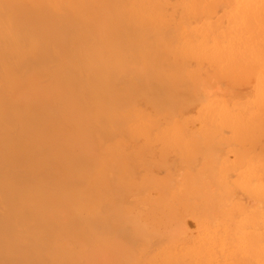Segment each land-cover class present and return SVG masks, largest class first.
Returning <instances> with one entry per match:
<instances>
[{
  "label": "bare ground",
  "instance_id": "6f19581e",
  "mask_svg": "<svg viewBox=\"0 0 264 264\" xmlns=\"http://www.w3.org/2000/svg\"><path fill=\"white\" fill-rule=\"evenodd\" d=\"M54 1L56 2L55 3L56 4L55 5V12H58V8H61V7L63 8L64 3L65 4L66 3H73L76 0H54ZM155 1L156 0H154V2H149L148 0H139V2L135 6V10L142 13L143 17L145 19L150 20L151 18H154V19H160L161 20V18L163 16L162 3L161 2H155ZM196 1H198V0H191V2L190 1L189 2L190 3L193 2L192 4H196ZM201 1L202 0H200L199 3ZM215 1L216 0H209L208 3H206V4L208 5V7H210ZM224 1H226V0H224ZM229 1H230V4L228 3ZM229 1L228 2L226 1L227 2L226 4L232 5L233 4V2L231 4L232 0H229ZM240 1H245V6H244V4H240L237 7V10L235 13L240 15V17L242 18V24H244V26L240 23L241 19L239 20L240 22L236 21V23H238V24L240 23L243 27H245L246 29H244V31L249 30V28L251 29L252 27L254 28L255 25L250 27L251 24H254V20H257L260 24H264V15H262V12L260 13V11L257 8V4L258 3L264 4V0H240ZM87 3L85 5L86 7L88 4H90V3H88V4ZM106 3H108V2H106ZM170 3H171V1H170ZM180 3L182 4L183 2L180 1ZM185 3H186V1L184 0V4ZM199 3H198V5H199ZM102 5H103V3H102ZM163 5H165V4H163ZM68 6L70 7V4ZM68 6H66V7H68ZM88 6L90 7L91 5H88ZM200 6L202 7V4ZM183 7H186V4ZM188 7H190V6H188ZM199 8L200 7L198 6V9ZM234 9H236V8H234ZM79 10L81 11V8H79ZM190 10H191V8H190ZM208 10L209 9H207V11ZM192 11H193V6H192V10L189 12V14L192 13ZM199 11H197V14H199ZM233 11H235V10H233ZM206 12L203 11L202 13H206ZM91 13H92V11H91ZM106 13H107V11H106ZM229 13H231L230 10H229ZM168 14L169 13H167V15L166 14L165 15L167 17H170V15L168 16ZM195 14H196V12H195ZM195 14H193V16ZM212 14H213V12H212ZM214 14H215V12H214ZM92 15H93V13H92ZM97 15H98V13H97ZM213 15H211V16H213ZM80 16H82V15H80ZM93 16H96V15H93ZM93 16H91V17H93ZM173 16H175V15H173ZM91 17H89L87 20H89ZM237 17H236V19H237ZM177 18H181L180 15ZM203 18H205V22H206L207 17L205 16ZM212 19H214V18H211L210 20H212ZM74 20L77 21L76 19H74ZM186 20H188V19H186ZM218 20H220V19H218ZM109 21H110V19H109ZM120 21H121V19H120ZM208 21H209V19H208ZM182 22H185V20H183ZM126 23H128V22H126ZM174 23L175 22H173L172 25H174ZM75 24L78 25L79 23L77 24V22H75ZM167 24H169V23H167ZM178 24H179V22H178ZM189 24H190V22H189ZM205 24H207V23H205ZM238 24H236V25H238ZM179 25L181 26V23ZM257 25H259V24H257ZM113 26H114V24H113ZM138 26L140 27V25H138ZM188 26H190V25H188ZM225 26L227 27V25H225ZM67 27H71L70 22L67 19L63 18L62 16H57V15L51 14L49 12V9L47 10L46 7L42 4L41 0H0V264H66V263L70 264V263H72V262H70V260H69V262L68 261L64 262L65 261L64 255L66 254L65 250H66L67 246L65 247L63 244H64V242L69 243V242L73 241L72 240L73 237L71 235L73 233L72 232L73 229L76 227L75 225L80 226L79 228H81V230L83 231L84 234L90 235V236H87L88 237L87 239H89V237L92 238V236H94V234H93L94 229L91 230V226L90 225L88 226V224H87L88 222L84 221L83 217L80 218V217H78L79 216L78 215L77 216L79 218L78 219L75 216L76 214L70 215V217L75 216L76 218L75 217L70 218L68 216V218H66V219L68 220V223H70V225L68 223L67 224L64 223V220L61 219V217L63 216V209H64V213H65V211L66 212L68 211V210H65L67 203H69V205L71 204L73 206L71 208L79 207V209H83V207H81L80 204L75 205V200L78 201L79 196H77V194L74 193L75 189H71V188L78 187V185L81 182L84 183L87 179V176H85L86 178L84 177L85 178V181H84V180H82L83 176L78 174V173H81L83 170H80L81 172L78 170L79 171L78 173L76 172V170L79 167H78V165H76L77 162H76L75 158L74 157H71V158L66 157L64 160H62L59 158L60 156H58L59 154H58L57 150H56V153L58 154V155H56L57 157L52 156L50 151L48 150V148H46V146H44L43 142L39 141L38 139H36V140L34 139L35 140L34 142H28V143H26V142L21 143V141L19 139L21 137H25L26 136L25 133L28 131L30 132L32 129H37V131H38V129L43 130L48 125H51L50 124L51 122L48 124H46V123L43 124L47 120L42 123L41 120L38 119L39 116H36V115L45 107L47 109L51 110V108H53L54 106L63 109V111L65 112V114L68 117V120L70 118L69 122L72 125L74 123H76V127L78 126V128H79L81 126V130L78 129L79 133H80V131H82V133H83V135L81 134V137L82 136L84 137L85 135L87 136L89 134V131H88V134H86L88 127H89V123H88V127H86V126H84L86 128L83 127V125L87 122H84L85 121V120H83L84 118H81V115H83L84 112L79 111V109L77 107V103L79 102V100L85 101L84 103H86L88 101L87 96H89L88 93L90 92V91L87 92L88 84H90L89 88L94 86L93 82L90 81L92 70L90 72L91 74H89L90 77L88 80V78H87V76H88L87 72L88 71H85L87 69L85 67H83L80 64V62L79 63L76 62V58H77L76 52H75L74 48L72 47V46H74V43H73V45L70 43L71 42L70 41V35L73 33L72 32L73 30L71 29V31H69V29ZM85 27H83V28H85ZM164 27H166V26H164ZM169 27H171V26H169ZM230 27H231V25H230ZM121 28L122 27L120 25L117 29L115 28V31L118 34L115 31H113V33H110L111 36L109 39H110V42L112 44H116L119 42V40L116 39V37L119 35ZM258 28H259V26H258ZM167 29L168 28H166V30L165 29H162V30H165L164 32H166ZM173 29H175V28H173ZM183 29L184 28H182V30ZM175 30H177V29H175ZM225 30H226V28H225ZM263 30H264V27H263ZM129 31H130V29H129ZM139 31H137V33L141 34V31L140 32ZM151 31H153V30L151 29ZM244 31H243V33H244ZM252 31H253V29H252ZM151 33H153V32H151ZM168 33H170V32H168ZM177 33H178V31H177ZM214 33H215V31H214ZM146 34H147V32H146ZM149 34L150 33H148L147 36H149ZM89 35H90V32H89ZM108 35H109V33H108ZM241 35H242V33H241ZM244 35H245V33H244ZM147 36H146V38H148ZM151 36H153V35L151 34ZM163 36L161 34L162 38H164ZM198 36L201 37L200 35H198ZM72 37H74V36H72ZM194 37H196V36H194ZM237 37H240V34L237 35ZM133 38H136V37L134 36ZM155 38H157V37H155ZM166 38L168 39V37H165V40H166ZM248 38H247V40H248ZM129 39H131V38L129 37ZM141 39H142V37H141ZM178 39L180 40L179 36H178ZM182 39H183V36H182L181 40ZM191 39H193V38H191ZM253 39L251 41H253ZM139 40L140 39H138L137 43L139 42ZM160 40H161V38H160ZM160 40L158 42H160ZM227 40L228 39H226V38L224 39L225 42ZM211 41H213V40H211ZM222 41H221V43H222ZM110 42H109V44H110ZM153 42H155V41H153ZM197 42H198V40H197ZM86 43L87 42H85L84 44H86ZM156 43H157V40H156ZM166 43H165L166 46L167 45L168 46L165 48V45H164V48L167 49L169 47L170 50L168 49V52H167V50H165L167 52V54L169 53V56L167 55L168 57H166L165 60L160 59L158 53H155L156 48L154 49L152 47L153 50H151L150 49L151 47L147 46V45H145V46L143 45L144 47L142 48V54L140 56L138 54H140L141 52L135 53L134 55L130 54V56H129V54L126 55V51H127L126 48H117L115 50V47H107V50H109L110 52L114 51L113 57H112L111 61L106 59V64H107L106 67L107 68H105V75L104 76L102 75L103 76V80H102L103 85H101L102 88H97L101 91L94 90V92L98 91L99 95L102 97V99H98V100H102V101H100V103L102 102V105L100 104V106L105 105L106 109H108V107L109 108L112 107V110L114 112H117V113H115L117 115H119V113H121V112L122 113L125 112V111H123L124 106L122 107V105H124L126 102H128V100L130 98L131 99L129 100L128 103H129V106L131 104V107H130L131 109H133L132 105L134 103H132V102H135L134 100H136L135 99L136 97L137 98L138 97L144 98L145 101L147 100V103H149V104L151 103V105L153 106V108H151V110H153V111L149 110L151 113L148 112L149 113L148 114L146 112V110L144 109L145 106L143 105L144 106L143 109L145 112L142 110L138 111L137 115L140 118V121H139L138 125L131 128L130 133L132 134L133 137L137 136L139 138V136H141V138H139L138 140H141V139L143 140V138H145L144 141H141V142H143V144H145V147L148 145V143H144L146 140H147L146 142H149V143H151L150 141H152V140H156L157 143L161 142V146L158 149V152L155 149L151 150L153 148L151 146L152 148L150 150L152 152L150 151L151 152L150 154L152 157L150 156V159H152L154 157V154H156V153L158 154L160 152V154H161L165 150H170L169 152H171L172 151L171 149H173V150H175L173 152L174 153L177 152L178 154H176V155L177 156L179 155L178 159H180V161H181L180 163L182 165V166L179 165L180 168L183 166H185L187 168V171H186L185 168L183 167V169L185 170L184 173H183L182 168H181L182 172L178 171L181 173V174L178 173V175L180 174L178 177H175L174 174L172 173L173 168H171V169L169 168L170 170H172L170 173L168 172L171 175H168L167 177L165 176L166 180H164V184H162L161 189H160V186L156 189L158 192V193L156 192L157 197H159V198H160L161 194H163V192L170 191V193L169 192L168 193H169V196L171 195V198L167 202V206H166L167 210H169L170 212L172 211V213L178 214V213L182 212L183 210L188 209V211L196 213L194 211L196 209L194 206H192V204H194V203L196 204V202L199 200L202 202V204H203V201H205V200L207 202V205H204V206L201 205V207L199 208V211L197 212V216L195 215V218L197 217V220H198V223H197L198 225L199 224L201 225L205 220H208V222L206 223L207 224L206 230H204L205 233H203L202 237L198 239L199 241L198 242L196 241L197 243L196 242L193 243L194 244L193 246L186 245V244H181L178 246H175V245L170 246L173 249H171L170 251L167 250L166 251L167 254H164L162 258L164 259L165 257L170 256L171 254L174 253L171 251H175V253L180 252L183 258H185V257H187V259L190 258L191 260L187 261V262H190L191 264H193V262H194V264H264V209L259 207V206H253L251 208H249V207L246 208V207L242 206L243 205L242 203H241L242 204L241 205L240 202L234 201V200H236V198H235V194H237L236 191L239 189L241 191V189H242V191H244V192L248 191L249 196L251 195L252 196L251 198H253L254 200L256 199V201H257V199H258L259 205H261V204L264 205V163L263 164L257 163V160H258L256 158L257 155L254 157L252 155V152H251V148L254 146L253 143L254 144L256 143V136L254 135V133H256L257 130L260 131V129H261L260 120L263 118L260 115H261L262 111L260 112L259 111L260 109L259 110H257V109L260 107L258 105L262 100H260V102L257 101L258 107L256 108V110L252 108V106H255V104H256V100H255V102L251 101L248 105L246 104L247 106H249L247 108L248 110H246L244 112L241 110L242 111V113H241V111H239V109L237 108V105L232 106L229 103V101L227 99L223 98L222 96L217 98V97H214V95H212L213 97L206 95L205 101L202 102L204 104L203 110L201 112L197 111V113H196V115L197 114L201 115L200 119H199V116L197 118L196 117H193V118L188 117L187 118V116H186L187 109L186 108H187V106H189L190 104H192L196 100L195 96H194L195 88L198 90L199 87L201 88V86H205L206 85L205 83H208V81L205 82V78L201 79V77L204 75L201 74V71L196 70L197 68L200 67L199 65H201V64L198 65L199 67H197V66H196V68L192 67L195 70L189 72L191 80L192 79H193V81L195 80L194 83H196V85L192 83V85H194L195 88L192 87L191 85H188L185 82L186 78L184 80L183 76H181V72H179V71H181V69L184 66V61L186 60V62H187V57L189 56V54H190L189 57H193V55H194V52L192 51V45L194 46V43L192 41H190V42L188 41L187 44L180 42L181 44L179 43L177 45L178 47H176V43H175V45L171 44V46L173 45L174 47L169 46L170 42H169V44H168V42H166ZM209 43L210 42L208 41V44ZM144 44H145V42H144ZM147 44L149 45L150 43H147ZM248 44H249L248 47H247V45H244V46H246L245 48H243L242 46H239V47H241V48H239V50L241 52V58H243L245 60L236 61V62L231 61V62H233V64L231 65L232 66L231 69L236 71L235 73H237L238 67L240 68L239 65L244 64V66H245V64H247V63H250V65H251V63H252V62H250L251 59H248V58H251L253 56V54L256 53V52H254L255 49L260 51L262 46H264V45H262L263 43H261L260 46L257 43H251L250 42ZM90 45L91 44H88V46H90ZM77 46L79 47L80 45H77ZM161 46H163V45L161 44ZM218 46H219V50H220L219 56H221V58L223 60L228 59L229 58L228 56H230V54H229L230 49H231L230 46L229 47H223L219 43H218V45H216V47H218ZM85 47H84V50L85 49L88 50V48L87 47L85 48ZM100 47L102 48V46H100ZM148 47H150V48H148ZM81 48L83 49V46L80 47V50H81ZM164 48L160 49V50H164ZM250 49H253V51H251ZM84 50H82V51L84 52ZM136 50H138V49H136ZM263 50H264V48H263ZM88 51H86V52L88 53ZM153 51H155V52H153ZM81 52H80V54H83ZM104 52H106V51H104ZM192 52H193V55L191 56ZM211 53H212V51H211ZM237 53L239 54V52H237ZM85 55H87V54H85ZM89 56H90V54H89ZM91 57L93 58L92 54H91ZM114 57H117L118 60H114L113 59ZM205 57H203V60ZM96 58L97 57H95L94 59H96ZM87 59H88V55H87ZM246 59H248L247 62H246ZM195 60H196V58H195ZM259 60H260V58H259ZM188 61H189V59H188ZM209 61H210V64H211V62H212V64L214 62V60L212 59V61H211L210 58H209ZM256 61H254V62H256ZM263 61H264V59H263ZM200 62H201V60H200ZM218 62H222L221 59H220V61L214 62V64L215 63L217 64ZM198 63H199V61H198ZM227 64H229V63L227 62ZM252 64H254V63H252ZM219 65H221V64H219ZM207 66H208V64H207ZM236 66H238L237 69L235 68ZM187 67H188V65H187ZM219 67L220 66H218V69H219ZM245 67H243V70L246 69L245 72L247 73V67L246 68ZM192 68L190 67L189 69L191 70ZM233 68H235V69H233ZM205 69L208 70V68L204 67V71L206 73L207 71ZM213 69H214V67H213ZM218 69L216 67V70H218ZM186 70H188V69H186ZM209 70L211 71L212 69L210 68ZM216 70H215V73H216ZM225 70L226 69H224V71ZM249 70H248V72L252 71L253 69H251L250 71ZM224 71H223V67H222L223 74H225ZM240 71H242V70H240ZM186 72L188 73V71H186ZM245 72H244V75L246 76ZM77 73H80L81 76H84V80H82L83 81V88L80 87V88H82V94L80 93L81 96H78L76 94L77 90L74 87L75 85L73 86V84H75L74 83L75 80L73 81V84L71 83L72 82V80H71L72 75L77 74ZM229 73H232V75L234 74L233 72H229ZM209 74L211 76V73H209ZM220 74H222V73H220ZM223 74L221 75L222 77H223ZM255 74H254V77L251 78L254 81H255ZM97 75H99V74H97ZM186 75H188V74H186ZM213 75H215V74H213ZM247 75L249 77L248 73H247ZM206 76H209V75H206ZM228 76H229V74H228ZM213 77H211V78H213ZM219 77H220V75H219ZM242 77H243V75H242ZM262 77L263 78L260 80L261 82H260L259 88H257V89H259V94H261V98L264 99V75ZM246 78H247V76H246ZM214 79L218 80L217 77ZM239 79H241V75H240ZM70 80H71V82H70ZM200 80H203V81H200ZM210 80H212V79H210ZM79 81H81V80H78V82ZM238 81H240V80L237 79V83H238ZM200 82H202L204 84L201 85ZM234 82H236V80ZM77 84H82V83H77ZM209 86H206V87H209ZM78 90H80V89H78ZM204 90H202V91H204ZM254 90L256 91L255 88H254ZM92 92H93V90H92ZM198 92H200V91H198ZM207 93H208V91H207ZM254 93H256V92H254ZM196 94H197V92H196ZM208 94H210V93H208ZM259 94H257V95H259ZM227 95H228V93H227ZM243 95H245V94H243ZM37 96L40 97L41 99L45 100L43 102L45 105L44 108H43L44 105L34 106V103L38 102V100H39L37 98ZM125 96L129 99L125 98ZM250 96L251 95H249V97ZM253 96H255V94ZM203 97H204V95H203ZM34 98H37V100L35 99L36 102L34 101ZM196 98H198V97H196ZM251 98H254V97H251ZM261 98L259 97V99H261ZM90 99H92V98L90 97L89 100ZM247 99H248V97H247ZM137 100L139 101V99H137ZM137 100L135 103L138 102ZM142 100L140 99V101H142ZM32 102H34V103H32ZM143 102H144V100H143ZM96 103H98V102L96 101ZM96 103H94V104H96ZM202 103H200V104H202ZM262 103L263 102H261V104ZM140 104H141V102H140ZM179 104H180L179 109H180V114H181V116H179V117H181V120L183 119L184 125L179 126L180 128L173 127L174 125H172V122H175V120H174L175 117H173V115L171 113L164 120L166 124L164 123V125H161L162 124L161 119L163 117L161 114L162 113L164 114V112L167 113L175 105H179ZM93 106L95 107V109H96V107L99 108V105L98 106L93 105ZM147 106H146V108L149 109ZM94 107H93V109H94ZM126 107H127V105L125 106V108ZM134 107H137V105L135 104ZM141 107H142V104H141ZM120 108L123 110H121ZM119 109L121 110V112H119ZM130 110H129V112H130ZM127 112L128 111L126 110V113ZM40 113H42V111ZM190 113H192V112H190ZM123 114H121V115H123ZM121 115H119L120 117L118 116L119 118L116 121L112 122L111 124H112V126L116 125V127L114 126V128H115L114 132H116V133L120 132L123 135L125 133V131H124V133H122V131H120V130L122 129L121 125H123V123L126 124V121H125L126 119H124V117H123L124 115L122 117H121ZM177 115H178V113H177ZM59 116H60V114H59ZM83 116H85V115H83ZM100 116H102V115H100ZM75 118H77V119L74 122ZM79 119L83 123L80 122ZM85 119L87 120L86 117H85ZM135 119L136 118H135V114H134V120ZM92 120L95 122V119H92ZM77 123H78V125H77ZM133 123L134 122H132V124ZM178 124H179V122H178ZM63 126L64 125H62V127ZM129 126H131V125H129ZM65 127L66 126H64V128ZM93 127H94V125H93ZM108 127H110V126H108ZM126 127H127V125H126ZM227 127L230 128L232 133L230 134L231 136L228 135L230 137L227 138L225 136L226 137L225 138L224 135H222L223 132L221 133V131L223 128L227 129ZM57 128H59V127H57ZM64 128H62V129H64ZM124 128H125V126H124ZM90 129H92V127H90ZM262 129L264 130V127ZM55 130H56V128L54 129V131ZM84 131H86V132H84ZM126 131H127L126 134L130 135V133H128L129 128ZM91 132L93 133V131H91ZM261 132H260V135H261ZM116 133L113 136H116V135L118 136V134H116ZM94 134H95V132H94ZM126 134H124V138L127 136ZM170 134L171 135L173 134L174 136L178 137L177 138L178 140H175L174 136H173L174 138L173 137L171 138ZM89 135H91V134H89ZM168 135L171 139L168 138ZM37 136H38V134H37ZM58 136H57V139H58ZM254 136H255V138H254ZM27 137H29V136H27ZM65 137H66V135H65ZM258 137L260 138V136H258ZM77 138H79V136ZM90 138L91 137H89L88 139H86V138L85 139L87 141L88 140L91 141L92 138L91 139ZM127 138H128V136H127ZM54 139L56 140V138H54ZM81 139H83V138L77 139V141L79 143L76 142V140L73 141L76 148L82 147L84 145L83 143L86 142L85 140H83L84 141L83 143L80 142ZM172 139H174L176 142L171 141ZM121 140H122V138L120 137L119 142ZM133 140H135V138ZM133 140H132L133 143H128V144L132 145V144H135L134 142H136V143L139 142V141H133ZM247 141H248V143H247L248 148L245 145L246 144L245 142H247ZM57 142H58V140H57ZM125 142H127V141H125ZM129 142H131V138H130ZM77 143L78 144L82 143V146H81V144L79 146H77L78 145ZM53 144L54 143H52L51 145H53ZM93 144H94V146H97L94 142L91 143V147L90 146L85 147V145H84L82 147V148H84L83 149L84 152H85V148H89L90 150H93V149H91V148H93L92 147ZM143 144H141L142 145L141 147H143ZM74 145H72V146H74ZM88 145H90V144L88 143ZM123 145H124L123 143H120L119 148H117V150H113L114 156L116 155V152H118V151H121V152L125 151L124 150L125 147ZM240 145H245V147H242ZM59 146H60V143H59ZM104 146H103V148H104ZM125 146H127V144ZM136 146L138 147V145L135 144V148H136ZM223 146H226L225 150L227 149L226 152H224V154L222 153L223 152V150H222ZM48 147H50V146H48ZM54 147H56V149H57L58 146H54ZM54 147H53V149H54ZM158 147L159 146H157V148ZM256 147H258V145ZM96 148L94 150H96ZM135 148H133V149H135ZM49 149H51V148H49ZM140 149H143V148H140ZM252 149H254V148H252ZM52 150H51V152H52ZM261 150H264V149H260L259 151L261 152ZM89 151H88V154H90L91 156L90 155L88 156V154L86 152H85L86 154H84L83 152L81 154L84 155V158L88 159V157H89V159H91V158L95 159L94 155H93L94 151H93V154H92V152L90 153ZM108 151H106V153ZM140 151L138 152L139 156L135 152L136 156H133V158L137 157V156L138 157L141 156V158H142L144 153L142 155H140ZM143 151L145 152V149ZM79 152H80V150H79ZM169 152H167V153L170 154ZM67 153L69 154V151ZM113 153H111V154L113 155ZM254 153L255 152H253V154ZM261 153H263V151ZM45 154H48V157H45ZM70 154L73 155V153H70ZM117 154H119V153H117ZM129 154L130 155L133 154V153L131 154V150H130ZM160 154H158L157 158H159ZM200 154H202V156H204V159L202 161V167L200 169L196 170L195 172L194 171H188V169L190 167L194 166V161L196 160V156H198ZM92 155H93V157H92ZM119 155H122V154H119ZM130 155H129V157H126L127 155L125 157L128 159V158H130ZM102 156H104V155H102ZM123 156H124V154L121 157H123ZM111 157H113V156H111ZM145 157L143 156V158L146 159V160L144 159V161L147 162V157H149V156L145 155ZM261 157H263V156H261ZM56 158H59L60 160H57ZM124 158H121V159H124ZM137 158L135 159L136 161H137ZM157 158L155 157V160H154V161H156L155 163H157V160H156ZM76 159H77V157H76ZM150 159H148V162L149 161H151V162H149V163L147 162L145 164V167L147 164H148L147 166H149L150 163H151L150 166H152V167L154 166L152 164L153 161ZM107 160H109V159H107ZM125 160H124V165H125V162L127 161V160L126 161ZM129 160L130 159H128V162H129ZM135 160H133L134 161L133 164H137V163H135L136 162ZM160 160L162 161V158H160ZM111 161H113V160H110V163H111ZM140 161H142V159ZM198 161L199 160L197 159V162ZM131 162H132V160H131ZM115 163H116V161L114 162V164ZM72 164H74L77 167H75L74 165L72 167ZM117 165H119V163H117ZM117 165H116V168L118 167ZM130 165H131V163H130ZM139 165H141V164L139 163ZM109 166L110 165L107 162L104 166V169L107 171V168L109 169ZM168 166L170 167V165H168ZM168 166H167V168H168ZM80 167H82V166H80ZM136 167H138V165ZM156 167H157V165H156ZM196 167H198V166H196ZM132 169L129 168L128 171H130ZM152 169L154 170V168H152ZM195 169L196 168H194V170ZM85 170L86 169H84V171ZM123 170H125V169L123 168ZM111 171H110V173H112ZM128 171H127L126 175H128ZM132 171H133V173H135L134 170H132ZM231 171H233V173L236 172L237 178L235 180L231 179V177H230V174L232 173ZM121 172H122V170H121ZM126 175L124 176L125 179H126ZM114 176H116V175L114 174ZM118 176H119V174L117 175V177ZM56 177L57 178L60 177L62 182H64L66 184L67 190H65L63 197H62L63 193H62V195L60 194L61 197H55L56 194L59 195L58 192L61 193V191L63 190V187L56 182V179H57ZM110 177H112V176H110ZM155 178H157V176ZM155 178H154V180H155ZM106 179H108V178H106ZM131 179H133V178L131 177L130 180ZM101 180H102V178H101ZM99 182L97 181L96 183H99ZM89 183L91 184V181ZM104 183H105V181H104ZM114 183H115V181H114ZM114 183L112 182V184H114ZM152 183H154V182H152ZM102 184H103V182H102ZM102 184H100V186L103 188ZM82 185H84V184H81L80 188L83 187ZM99 187L97 186L98 189H99ZM108 189H109V187H108ZM134 190L129 191V192H135L136 190L135 191ZM99 191L102 192V190H100V189H99ZM103 191H104V188H103ZM124 191H126V190H124ZM109 192L106 194H109ZM166 196H168L167 193H166ZM253 196H255V198ZM107 197H108V195H107ZM103 198L107 199L105 197H103ZM140 198H141V196H140ZM142 198H143V196H142ZM159 198L154 201L156 206L159 205ZM125 199H127V197ZM133 200L128 201V202H133ZM193 200L194 201L196 200V202H194V203L191 202ZM109 201H111V200L109 199ZM103 202H107V201L104 200ZM140 202H142V201H140ZM260 202H262V203H260ZM107 203H104L106 206L102 204L103 205L102 208H101V205H100V207L97 206V207L101 208L100 211L102 210V213H104V211H107L106 210L108 207ZM109 203H111V202H109ZM142 203H140V204H142ZM99 204H101V203H99ZM131 204H133V203H131ZM134 204H135V202H134ZM134 204H133V206H134ZM136 204H138V203H136ZM155 204H154V206H155ZM133 206H131V207H133ZM137 206L135 205L136 208L141 207V205H137ZM142 206L146 207L145 205H142ZM109 207H111V204H109ZM112 207H113V205H112ZM112 207L109 208V212L115 210ZM159 207L160 206L154 207V208L159 209ZM262 207H264V206H262ZM68 208H66V209H68ZM111 209H113V210H111ZM139 209L136 210V213H138L137 215L140 216L141 215L140 213L143 210L140 209L141 210L140 211ZM160 209H161V207H160ZM163 209H165V208H163ZM191 209H194V210L191 211ZM87 210H88V208H87ZM91 211H93V210H91ZM137 211H139L140 213ZM154 211H158V210L154 209ZM87 212H85V213H87ZM67 213H65V217H66ZM72 213H74V211ZM95 213H96V211L94 212V214ZM163 213H164V211H163ZM188 213L186 215H188ZM115 214L117 215L116 212H115ZM135 214H134V216H135ZM177 214L175 216H177ZM181 214L183 215V213H181ZM128 215L130 216V214H128ZM126 217L127 218L125 220H127V221L130 220V218L128 216H126ZM147 217L149 219L148 218H146V219H148V221H150V222L152 221V223H153V221H155V220L158 221V219H160L158 212H149ZM172 217H174V216H172ZM63 218H64V216H63ZM131 218H132V216H131ZM134 218H137L136 220H138L137 224H135V221L132 218L135 226L139 224V226H137V227L139 228V230L141 232H143V235H144L143 229L145 227H143V226H144L146 220H145V222H142L143 223L142 224V223H138L139 217L135 216ZM166 218H167V213H166ZM189 218L190 217L188 216L187 219H189ZM132 219L130 221H132ZM88 220H89V218H88ZM168 220H171V218ZM168 220H167V222H168ZM160 221H161V219H160ZM162 221L164 222V220H162ZM187 221H190V220H186L185 222H187ZM169 222L171 224V221H169ZM188 223H190V222H188ZM59 224H62V225L64 224V225L60 226V228H59V226H58ZM72 224L75 227H72ZM89 224H91V223L89 222ZM131 224H132V222H131ZM134 224H132V225H134ZM140 224H142V225H140ZM146 224H150V223H146ZM157 224H158V222L156 223V225ZM195 224H196V222H195ZM157 226H160V225H157ZM165 226H167V225H165ZM178 226H176V227L178 228ZM55 227H58L59 229L56 231ZM185 227H187V223H186ZM79 228L76 227L75 228L76 230L75 229L74 230L77 231V230H79ZM135 228L133 227V229H135ZM75 231H74V233H75ZM162 231L165 232L161 228V232ZM178 231L179 230H177V232ZM146 232H149V231H146ZM90 233H92V234H90ZM114 234L115 233L113 232L111 234V236H113ZM151 234H149L150 237H151ZM167 234H169V232ZM170 234H172V233H170ZM106 235L104 236L105 238H106ZM135 235H137V233ZM140 235H141V233H140ZM161 235H163V241H165L166 240L165 238L168 237V235L164 236L163 233L159 234L160 237H161ZM165 235H166V233H165ZM76 236H77V233H76ZM76 236H75V240H74V241H76L75 243H77V241L81 242V238L79 240H76V239H78V238H76ZM98 236H99V234H98ZM104 237L102 240L105 241ZM113 237L109 236V238L112 240H113ZM143 237H146V236H143ZM109 238L107 237V239H109ZM156 238L157 237L155 236L154 239H156ZM161 238H160V240H161ZM168 238H170V237H168ZM93 239H94V237H93ZM89 240H91V239H89ZM94 240L98 241L97 238ZM151 240L153 241V238ZM74 241H73V243H74ZM110 241L111 240H109V242ZM156 241H158V240L156 239L155 242ZM80 242H78V243H80ZM83 242H84V240H83ZM93 242H95V241H93ZM99 242H101V240ZM114 242L112 243V241H111V245L107 244L108 248H109L108 252L109 251L111 253L115 252L114 255H112L113 253L110 254L111 257L117 256L116 258H117V260H119L120 263H123L120 261V259L126 260V258L128 257L127 258V260H128L130 254L132 257V258L130 257L131 259L135 258V252L134 251L135 250L137 251L136 248H139L138 246L136 248H134L135 249L134 250L133 248L128 249L127 246L125 245V247H126V249H125V247L122 244H120V243L114 244ZM61 243H63V244H61ZM73 243H72V245H73ZM102 244L103 243L100 244V247ZM113 244H114V246H113L114 251L110 250L112 248ZM103 245L105 246V244H103ZM97 246L98 245H96L95 248H98V249H95V250H98V253L99 252H101V253L105 252L107 254V251H105L106 249L103 248V246L101 248H103L105 250H102V251H101V249L99 250V247H97ZM150 246H152L151 248L155 252L157 245L155 247L154 244L153 245L148 244V247H150ZM153 246L155 247V249ZM93 247H94V243H93ZM143 247H144V245H143ZM127 249H128V251H127ZM148 249L150 250V248H148ZM84 250H86V249L84 248ZM84 250H82V251H84ZM149 250L147 252H149ZM91 252H93V251H91ZM129 252H130V254H128ZM84 253H86V252L84 251ZM87 254H91V253H87ZM137 254H139V252ZM72 256H75V255H72ZM72 256L70 254L68 258H72ZM82 256H80V257L82 258ZM89 257L91 258V255ZM106 257L108 258V256H106ZM81 258H80L81 262H82V260H84L83 262H88L87 261L88 258L86 261H85L86 258L82 259V260H81ZM92 258H95V257L92 256ZM102 258H101V261L107 260L106 263H108L107 258L106 259H105V257H104V259H102ZM112 258H110V260H111L110 263H113V262L115 263L116 262V260H114L115 258L114 259H112ZM131 259H129L127 261V262H129V264H130ZM94 260L95 259L92 260V264H97L98 262L100 264V261H98V260L94 261ZM112 260H113V262H112ZM166 260H167L166 264H167V262H170V261H168V259H166ZM74 262H76V261H74ZM119 262H117V263L120 264ZM77 263L79 264L80 262L78 261ZM77 263H75V264H77ZM106 263H103V264H106ZM171 263H173V262H171ZM83 264H88V263H83ZM101 264H102V262H101ZM132 264H133V262H132Z\"/></svg>",
  "mask_w": 264,
  "mask_h": 264
},
{
  "label": "rangeland",
  "instance_id": "374dc122",
  "mask_svg": "<svg viewBox=\"0 0 264 264\" xmlns=\"http://www.w3.org/2000/svg\"><path fill=\"white\" fill-rule=\"evenodd\" d=\"M42 1V4L46 7V9L48 10L49 9V12L51 13V14H53V15H57V16H62L63 18H65V19H67L69 22H70V24H71V27H67L68 29H69V31H71V29L73 30L72 32V36H74V37H72L71 35H70V43L73 45V43H74V46H72L73 48H74V50H75V52H76V56H77V58H76V62H80V64L83 66V67H85L87 70H85V71H88L87 72V74H88V76H87V78H88V80H89V77H90V75L89 74H91L90 72H91V70H92V74H91V78H90V81L91 82H93V87H91V88H89V85L90 84H88V90H87V92H89L88 93V95L89 96H87V100L89 101H87L86 103H84L85 101H83V100H79V102L77 103V107H78V109H79V111H82V112H84V114L83 115H85V116H83V115H81V118H84L83 120H85L84 122H87V123H85L84 125H83V127L84 126H86V127H88V123H89V127H88V130H87V133L86 134H88V131H89V134H91V135H85L84 137L82 136L81 137V134L83 135V133H82V131H80V133H79V131H78V129L79 130H81V126L78 128V126L76 127V123H74L73 125L69 122V120H70V118H69V120H68V117H67V115L65 114V112L63 111V109L62 108H59V107H53V108H51V110H49V109H47L46 107H45V105H44V99H41L40 97H38L37 96V98L39 99L38 100V102H36L35 101V99L37 100V98H34V101L36 102V103H34V102H32V103H34V106H36V105H44L43 106V108L44 109H42L41 111H42V113H37V115L36 116H39V120H41V122L43 123L44 121H46V122H44L43 124H48V123H50L51 125H48L47 127H45L43 130H39L38 129V131H37V129H32L30 132L28 131V132H26L25 133V137H21V138H19L20 139V141H21V143L22 142H26V143H28V142H34L36 139H38L39 141H42L43 142V144H44V146H46V148H48V150L50 151V153H51V155L52 156H56V155H58V156H60L59 158L60 159H62V160H64L66 157H68V158H71V157H74L75 158V160H76V165H78V169L76 170V172L78 173L80 170H83L84 171V169H86L84 172L82 171H80L81 173H78L79 175H82L83 177H82V180H84L85 181V176H87V179H86V181L84 182V183H80L79 185H78V187H76V188H71V189H75L74 190V193H76L77 194V196H79V198H78V201H76L75 200V205L76 204H80L81 205V207H83V209H79V207H75V208H71V207H73L71 204V206L69 205V203H67V205H66V207H65V210H68L67 212L65 211V213H67V215H66V217H65V213H64V209H63V216H64V218L66 219V218H68V216L70 217V215H75L76 217L78 216V217H80V218H82L83 217V220L84 221H86V222H88L87 224H88V226L90 225L91 226V230L92 229H94L93 230V234H94V236H92V238H90L89 237V239H91V240H89V239H87L88 237L87 236H90V235H86V234H84L83 233V231L81 230V228H79L80 226H77V225H75L77 228H79V230H77V231H75L76 229V227L72 224V227H75L74 229H73V233H72V240L74 241L75 240V236H76V233H77V236H76V238H78V239H76V240H79L80 238H81V242L80 241H77V243H75L76 241H74V243H73V241H71V242H69V243H65L64 242V244L63 243H61V244H63L65 247H66V250H65V255H64V262H66V261H68L69 262V260H70V262H72V263H70V264H75V263H77L78 261L80 262L79 264H83V263H88V264H92V260L93 259H95L94 261H100V264H101V262H102V264L103 263H106V261L107 260H105V261H101V258L102 259H104V257H105V259L107 258L106 256H108V263H106V264H118L117 262H119V260H117V256H115V257H111V255L110 254H112V255H114L115 254V252H108V250H109V248H108V245H111V241H112V243L114 242V244H122L124 247H125V245L127 246V248L128 249H134V248H136L137 246L140 248H136L137 249V251L135 250L134 252H135V258H133V259H131L132 257H131V254H130V252L128 253V254H130L129 255V259H131V261H130V264H132V262H133V264L135 263V264H166V259H168V261H170V262H167V264H191L190 262H187V261H190L191 259L190 258H188L187 259V257H185V258H183L182 257V255H181V253L180 252H178V253H175V251H171V252H174L173 254H171L170 256H167V257H165L164 259L162 258L163 257V255L164 254H167L166 253V251L167 250H171V249H173V248H171L170 246H173V245H175V246H178V245H181V244H186V245H190V246H193L194 244L193 243H195L196 241L198 242L199 240V238H201L202 237V234L203 233H205L204 232V230H206V226H207V222H208V220H205L201 225L199 224H197L198 223V220H197V217L195 218V215L197 216V212L199 211V208L201 207V205L202 206H204V205H207V202H206V200L205 201H203V204H202V202L199 200V201H197L196 202V200L194 201H191V202H196V204L194 203V204H192V206H194L195 207V209L196 210H194V209H191V211H195L196 213H194V212H190V211H188V209H185V210H183L182 212H180V213H172V211L170 212L169 210H167L166 209V206H167V202H168V200L171 198V195L169 196V193H170V191H165V192H163V194H161V196H160V198L159 197H157V188L160 186V189L162 188V184H164V180H166V178H165V176L167 177L168 175H171V174H169L172 170V173L174 174V176L175 177H178L181 173L180 172H182L183 171V173L185 172V170L187 171V168L185 167V166H183L184 168H185V170L183 169V167H181L182 168V171H181V168H180V166H182L181 165V161H180V159H178V157H179V155L177 156L176 154H178L177 152H173V151H175V150H173V149H171L172 151V153L171 152H169L170 150H165L164 152H162L161 154H160V152L158 153V154H160V156H159V158H157L158 157V154L156 155V154H154V159L152 158V159H150V156H151V150H156L157 152H158V149L160 148V146H161V142L159 143H157V141L156 140H152V141H150L151 143H149V142H144V143H148V145L145 147V144H143V142H141V141H144L145 140V138H143V140L141 139V140H138L139 138H141V136H139V138L136 136V137H133L132 136V134L130 133V130H131V128L132 127H134V126H136V125H138V123H139V121H140V118L138 117V115H137V113H138V111L139 110H142V111H144V109L146 110V112L148 113V112H150L149 110H151V108H153V106L151 105V103L149 104V103H147V100L145 101V99L144 98H140V97H136L135 99L137 100V99H139V101H140V99L142 100H144V102H143V100L142 101H140L141 102V104H142V107H141V104H140V102L138 101L137 103H135L136 102V100H134L135 102H132V103H134L133 105H132V108L133 109H131L130 107H131V104H130V106H129V100L131 99H129V98H127L126 96H125V98H127V99H129L128 100V102H126L124 105H122V107L124 108V110L123 109H121V110H123V111H125V112H121V110L119 109V112H121V113H119V115H121V114H123V115H121V117L123 116L124 117V119H126L125 121H126V124L125 123H123V125H121V127H122V129L120 130V131H122V133H124V131H125V133L124 134H126V130H128V128H129V131H128V133H130V135L129 134H126L127 136H128V138H127V136L124 138V134L122 135L120 132L119 133H116V132H114V130H115V128H114V126L116 127V125H113L112 126V122H114V121H116L120 116L119 115H117V114H115V113H117V112H114L113 110H112V107L111 108H109L108 107V109H106V107H105V105L104 106H100V104L102 105V102L100 103V101H102V100H98V99H102V97L99 95V92L98 91H101V90H99V89H97V88H102V86L101 85H103V76L105 75V68H107L106 66H107V64H106V59L107 60H112V57H113V52L114 51H109V50H107V47H115V50L117 49V48H126L127 49V51H126V55L127 54H129V56H130V54H135V53H139V52H141L140 54H138L139 56L142 54V48L145 46V45H147V46H150V47H148V48H150L151 50H153V48L156 50V52L155 51H153V52H155V53H158V55H159V57H160V59H164L165 60V58L166 57H168L169 56V53L167 54V52H168V49L170 50V48L168 47L167 49H165L167 46H166V42H168V44H169V42H170V47H174L173 45H175V43H176V47H178L177 45L181 42V43H184V44H187V42L189 41H192L193 43H194V46L192 45V51L194 52V55H193V52H192V54H191V56L193 55V57H189L190 56V54H189V56L187 57V62H186V60L184 61V66H183V68L181 69V71H179V72H181V76H183V78H184V80H185V78H186V80H185V82L188 84V85H191L192 87H194V85H192V83L193 84H195L196 85V83H194L195 82V80L193 81V79L191 80V77H190V75H189V72H191V71H193V70H195L194 68H196V66L197 67H199V68H197L196 70H198V71H201V74H203L204 76H202L201 77V79L203 78H205V82L206 81H208V83H205L206 85L205 86H201V88L199 87L198 88V90L195 88V91H194V96H195V101L192 103V104H190L189 106H187V114H186V116H187V118L189 117H198L199 116V119H200V116L201 115H196V113H197V111L199 112H201L202 110H203V106H204V104L202 103V102H204L205 101V97H206V95H208V96H211V97H213L212 95H214V97H220V96H222L223 98H225V99H227L228 101H229V103L232 105V106H236L237 105V108L239 109V111H246V110H248L247 108L249 107V106H247L251 101L253 102H255V100H256V104H255V106H252V108L253 109H255L256 110V108L258 107V106H260L257 110H259L260 112L262 111V113H261V117L263 118V119H261L260 120V127H261V129H260V131L259 130H257V132L256 133H254V135L256 136V143L254 144L253 143V147L252 148H254V149H252L251 148V152H252V155L255 157L256 155H257V163H264V150H261V152L263 151V153H261L259 150L260 149H264V130L262 129L263 127H264V99L263 98H261V94H259V89H257V88H259V85H260V80L263 78L262 76L264 75V61H263V59H264V50H263V48H264V46H262V48H261V50L260 51H258L257 49H255V51L254 52H256L255 54H253V56L251 57V58H248V59H251L250 60V62H252V63H254V64H252L251 63V65H250V63H247V64H245V66L247 67V73L249 74V77H248V75H247V73L245 72L246 71V67L244 66V64L242 65H239L240 66V68L238 67V66H236L235 68L237 69V67H238V69H237V73H235L236 71H234V70H232L231 69V65L233 64V62H236V61H243V60H245V59H243V58H241V52H240V50H239V48H241V47H239V46H242L243 48H245L246 46H244V45H247V47H248V43H257V44H259V46L261 45V43H263L262 45H264V30H263V27H264V24H260L257 20H254V24H251V26L250 27H252V26H254V28L252 27L251 29L249 28V30H246V31H244V29H246L245 27H243L244 26V24H242V18L240 17V15H238V14H236L235 12H236V10H237V7L240 5V4H244V6H245V1H240V0H232L231 1V4H232V2H233V4L232 5H228V4H226L229 0H226V1H224V0H216L210 7H208V5L206 4V3H208V1L207 0H202L200 3L202 4V7L200 6L201 4L199 3V1L200 0H198V1H196V4H192V3H190L191 2V0H185L186 1V7H183V6H185V4H184V0H156L155 2H161L162 3V7H163V16H162V18H161V20L160 19H154V18H151L150 20L149 19H145L144 17H143V14L142 13H140L139 11H137V10H135V6H136V4L139 2V0H76V1H74L73 3H64L63 4V8L61 7V8H58V12H55V1L54 0H41ZM117 1V2H116ZM149 2H154V0H148ZM170 1H171V3H170ZM180 1L181 2H183L182 4L180 3ZM190 1V2H189ZM90 3V4H88V3ZM106 2H108V3H106ZM122 2V3H121ZM235 2V3H234ZM50 3V4H49ZM78 3V4H77ZM86 3L88 4V5H91L90 7L87 5V7L85 6L86 5ZM100 3V4H99ZM102 3H103V5H102ZM189 3V4H188ZM198 3H199V5H198ZM218 3V4H217ZM221 3V4H220ZM229 4H230V1L228 2ZM70 4V7L68 6ZM99 4V5H98ZM123 4V5H122ZM163 4H165V5H163ZM188 4V5H187ZM217 4V5H216ZM180 5V6H179ZM66 6H68V7H66ZM75 6V7H74ZM125 6V7H124ZM169 6V7H168ZM182 6V7H181ZM188 6H190V7H188ZM192 6H193V11H192V13H190L189 14V12L192 10ZM198 6L200 7L199 9H198ZM216 6V7H215ZM232 6V7H231ZM95 7V8H94ZM122 7V8H121ZM167 7V8H166ZM219 7V8H218ZM79 8H81V11L79 10ZM88 8V9H87ZM106 8V9H105ZM119 8V9H118ZM170 8V9H169ZM190 8H191V10H190ZM202 8V9H201ZM212 8V9H211ZM215 8V9H214ZM234 8H236V9H234ZM257 8H258V10L260 11V13L262 12V15H264V4H257ZM95 9V10H94ZM169 9V10H168ZM185 9V10H184ZM197 9V10H196ZM207 9H209L208 11H207ZM73 10V11H72ZM84 10V11H83ZM121 10V11H120ZM167 12H166V11ZM200 10V11H199ZM229 10H230V12L231 13H229ZM233 10H235V11H233ZM65 11V12H64ZM67 11V12H66ZM78 11V12H77ZM91 11H92V13H93V15H96V16H93L92 15V13H91ZM96 11V12H95ZM103 11V12H102ZM106 11H107V13H106ZM188 11V12H187ZM197 11H199V14H197ZM206 12V13H202V12ZM210 11V12H209ZM213 12V14H214V12H215V14L213 15L212 14V12ZM64 12V13H63ZM70 12V13H69ZM120 12V13H119ZM195 12H196V14H195ZM69 13V14H68ZM77 13V14H76ZM82 13V14H81ZM97 13H98V15H97ZM167 13H169L168 14V16L170 15V17H167L166 15H167ZM188 13V14H187ZM208 13V14H207ZM211 13V14H210ZM74 14V15H73ZM86 14V15H85ZM166 14V15H165ZM172 14V15H171ZM193 14H195L194 16H193ZM228 14V15H227ZM230 14V15H229ZM73 17H72V16ZM80 15H82V16H80ZM110 15V16H109ZM173 15H175V16H173ZM180 15V17L183 19V20H185V22H182L183 20L181 19V18H177L178 16ZM190 17H189V16ZM200 15V16H199ZM211 15H213V16H211ZM227 15V16H226ZM91 16H93V17H91ZM117 16V17H116ZM183 16V17H182ZM202 16V17H201ZM207 17L206 18V22H205V18H203V17ZM238 16V17H237ZM89 17H91L89 20H87ZM97 17V18H96ZM236 17H237V19H236ZM76 19L77 21H75L74 19ZM119 18V19H118ZM135 18V19H134ZM188 19V20H186V19ZM199 18V19H198ZM211 18H214V19H212V20H210ZM227 18V19H226ZM109 19H110V21H109ZM120 19H121V21H120ZM139 19V20H138ZM172 19V20H171ZM208 19H209V21H208ZM218 19H220V20H218ZM241 19V20H240ZM113 20V21H112ZM120 22H118V21ZM147 20V21H146ZM224 20V21H223ZM226 20V21H225ZM241 22H240V21ZM175 22L174 23V25H172V23L173 22ZM193 21V22H192ZM234 21V22H233ZM236 21L237 22H240L239 24L238 23H236ZM75 22H77V24L78 25H76L75 24ZM83 22V23H82ZM126 22H128V23H126ZM172 22V23H171ZM178 22H179V24L181 23V26L178 24ZM189 22H190V24H189ZM230 22V23H229ZM167 23H169V24H167ZM185 23V24H184ZM205 23H207V24H205ZM234 23V24H233ZM259 24V25H257V24ZM113 24H114V26H113ZM160 26H159V25ZM171 24V25H170ZM236 24H238V25H236ZM80 25V26H79ZM119 25L122 27L120 30V32H119V35L116 37V39H118L119 40V42L118 43H116V44H112L111 42H110V33H113V31H115V28L117 29L118 27H119ZM138 25H140V27L138 26ZM188 25H190V26H188ZM225 25H227V27L225 26ZM230 25H231V27H230ZM74 26V27H73ZM82 26V27H81ZM87 28H86V27ZM116 26V27H115ZM135 26V27H134ZM164 26H166V27H164ZM169 26H171V27H169ZM219 26V27H218ZM237 26V27H236ZM258 26H259V28H258ZM83 27H85V28H83ZM162 27V28H161ZM229 27V28H228ZM127 28V29H126ZM138 28V29H137ZM142 28V29H141ZM148 28V29H147ZM153 30V31H151V29ZM161 28V29H160ZM166 28H168L167 29V33L166 32H164L165 30H166ZM170 28V29H169ZM173 28H175V29H177V30H175V29H173ZM182 28H184L183 30H182ZM220 28V29H219ZM224 28V29H223ZM225 28H226V30H225ZM129 29H130V31H129ZM150 29V30H149ZM157 29V30H156ZM162 29H165V30H162ZM191 29V30H190ZM252 29H253V31H252ZM111 30V31H110ZM141 31V34L140 33H137V31ZM77 31V32H76ZM103 31V32H102ZM126 31V32H125ZM139 31V32H140ZM149 31V32H148ZM176 31V32H175ZM177 31H178V33H177ZM214 31H215V33H214ZM233 31V32H232ZM243 31H244V33H245V35H244V33H243ZM81 32V33H80ZM89 32H90V35H89ZM116 32V31H115ZM145 32V33H144ZM146 32H147V34L148 33H150L149 34V36H147V34H146ZM151 32H153V33H151ZM168 32H170V33H168ZM248 32V33H247ZM75 33V34H74ZM79 33V34H78ZM108 33H109V35H108ZM117 33V32H116ZM121 33V34H120ZM144 33V34H143ZM160 33V34H159ZM177 33V34H176ZM241 33H242V35H241ZM87 34V35H86ZM118 34V33H117ZM143 34V35H142ZM151 34L153 35V36H151ZM157 34V35H156ZM161 34H162V36L164 37V38H162L161 37ZM168 34V35H167ZM170 34V35H169ZM183 34V35H182ZM240 34V37H237V35H239ZM156 35V36H155ZM167 35V36H166ZM186 35V36H185ZM196 36V37H194V36ZM198 35H200L201 37H199ZM136 37V38H133V37ZM138 36V37H137ZM146 36L148 37V38H146ZM171 36V37H170ZM173 36V37H172ZM178 36H179V38H180V40L178 39ZM182 36H183V39L181 40V38H182ZM103 37V38H102ZM129 37L131 38V39H129ZM141 37H142V39H141ZM155 37H157V38H155ZM161 38V40H160V38ZM165 37H168V39L166 38V40H165ZM190 37V38H189ZM249 37V38H248ZM255 37V38H254ZM259 39H258V38ZM87 38V39H86ZM175 38V39H174ZM191 38H193V39H191ZM196 38V39H195ZM206 38V39H205ZM228 39L226 42L224 41V39ZM241 38V39H240ZM245 38V39H244ZM247 38H248V40H247ZM254 38V39H253ZM138 39H140L139 40V42L137 43V41H138ZM157 40V43H156V40ZM163 39V40H162ZM210 39V40H209ZM253 39V41H251ZM75 40V41H74ZM86 40V41H85ZM101 40V41H100ZM105 40V41H104ZM160 40V42H158ZM173 40V41H172ZM179 40V41H178ZM197 40H198V42H197ZM211 40H213V41H211ZM223 40V41H222ZM235 40V41H234ZM74 41V42H73ZM100 41V42H99ZM135 41V42H134ZM145 42V44H144V42ZM153 41H155V42H153ZM178 41V42H177ZM208 41L210 42L209 44H208ZM221 41H222V43H221ZM258 41V42H257ZM82 42V43H81ZM85 42H87L86 44H84ZM91 42V43H90ZM102 42V43H101ZM109 42H110V44H109ZM123 42V43H122ZM150 43L149 45L147 44V43ZM172 42V43H171ZM225 42V43H224ZM166 43V44H165ZM180 43V44H181ZM218 43L219 44H221L223 47H229L230 46V52H229V54H230V56H228L229 58L228 59H226V60H223L222 58H221V56H219L220 55V50H219V46L218 47H216V45H218ZM70 44V45H71ZM82 44V45H81ZM88 48V50L87 49H85L84 50V45ZM88 44H91L90 46H88ZM152 44V45H151ZM161 44L163 45V46H161ZM171 44H173L172 46H171ZM77 45H80L79 47L77 46ZM144 45V46H143ZM164 45H165V48H164ZM83 46V49L81 48V50H80V47H82ZM98 46V47H97ZM100 46H102V48L100 47ZM258 46V47H259ZM85 47V48H86ZM153 47V48H152ZM161 47V48H160ZM164 48V50H160V49H163ZM100 50H99V49ZM105 49V50H104ZM136 49H138V50H136ZM82 50H84V52L82 51ZM96 50V51H95ZM106 51V52H104V51ZM140 50V51H139ZM165 50H167V52L165 51ZM251 51H253V49H250ZM81 53H83V54H80V52ZM86 51H88V53L86 52ZM98 51V52H97ZM134 51V52H133ZM201 51V52H200ZM207 51V52H206ZM211 51H212V53H211ZM205 52V53H204ZM237 52H239V54L237 53ZM99 53V54H98ZM166 53V54H165ZM199 53V54H198ZM85 54H87L88 55V59H87V55H85ZM89 54H90V56H89ZM91 54H92V56H93V58L91 57ZM101 54V55H100ZM112 54V55H111ZM163 54V55H162ZM228 54V55H229ZM125 55V56H126ZM165 55V56H164ZM168 55V56H167ZM206 57H205V56ZM238 55V56H237ZM100 56V57H99ZM95 57H97L96 59H94ZM162 57V58H161ZM203 57H205L204 58V60H203ZM192 58V59H191ZM195 58H196V60H195ZM209 58H210V60L212 61V59L214 60V62H217V61H220V59H221V61L222 62H218L217 64L215 63L214 64V62H213V64H212V62H211V64H210V61H209ZM259 58H260V60H259ZM93 59V60H92ZM114 60H118V58L117 57H114L113 58ZM188 59H189V61H188ZM194 59V60H193ZM198 59V60H197ZM207 61H206V60ZM217 61H216V60ZM242 59V60H241ZM248 59H246V62H247V60ZM100 60V61H99ZM200 60H201V62H200ZM257 60V61H256ZM259 60V61H258ZM198 61H199V63H198ZM231 61H233V62H231ZM254 61H256V62H254ZM87 62V63H86ZM114 62V61H113ZM206 62V63H205ZM227 62L230 64H227ZM258 62V63H257ZM262 62V63H261ZM96 63V64H95ZM111 63V62H110ZM188 63V64H187ZM257 65H256V64ZM104 64V65H103ZM167 64V63H166ZM199 64H201V65H199ZM205 64V65H204ZM207 64H208V66H207ZM219 64H221V65H219ZM224 64V65H223ZM249 64V65H248ZM90 65V66H89ZM92 65V66H91ZM187 65H188V67H187ZM199 65V66H198ZM206 67V68H208V70H206L207 72L205 73V71H204V67ZM211 66V67H210ZM218 66H220L219 67V69H218ZM229 68H228V67ZM245 67L244 69L245 70H243V67ZM250 66V67H249ZM192 68V67H194V68H192L191 70L189 69V68ZM213 67H214V69H213ZM216 67H217V69L218 70H216ZM222 67H223V71H224V69H226L225 71H224V73L225 74H223V72H222ZM259 67V68H258ZM212 69L211 71L209 70V69ZM235 68H233V69H235ZM186 69H188V70H186ZM251 69H253L252 71H250ZM215 70H216V73H215ZM232 70V71H231ZM240 70H242V71H240ZM248 70L251 72H248ZM95 73H94V72ZM186 71H188V73L186 72ZM220 71V72H219ZM227 71V72H226ZM98 72V73H97ZM101 72V73H100ZM229 72H233L234 74V76L232 75V73H229ZM239 72V73H238ZM244 72H245V74H246V76H247V78H246V76L244 75ZM188 74V75H186V74ZM205 73V74H204ZM208 73V74H207ZM209 73H211V76H210V74ZM215 74V75H213V74ZM219 73V74H218ZM220 73H222L223 74V77L221 76L222 74H220ZM242 73V74H241ZM256 73V74H255ZM79 74V75H78ZM97 74H99V75H97ZM228 74H229V76H228ZM252 74V75H251ZM254 74H255V81L254 80H252L251 78L252 77H254ZM103 75V76H102ZM206 75H209V76H206ZM214 77H213V76ZM219 75H220V77H219ZM240 75H241V79H239L240 78ZM242 75H243V77H242ZM80 79H79V78ZM102 77V78H101ZM189 77V78H188ZM211 77H213V78H211ZM217 77V79L218 80H216V79H214V78H216ZM222 77V78H221ZM227 79H226V78ZM230 77V78H229ZM234 77V78H233ZM72 79V82H71V80H70V82L73 84V81H74V83L75 84H73V86L76 88V94L78 95V96H81V94H82V88H83V81L82 80H84V76H81V74L80 73H77V74H73L72 75V77H71ZM83 78V79H82ZM96 78V79H95ZM212 79V80H210V79ZM233 81H232V80ZM237 79L238 80H240V81H238V83H237ZM250 79V80H249ZM254 79V78H253ZM78 80H81V81H79L78 82ZM236 80V82H234ZM245 80V81H244ZM200 81H203V80H200ZM211 81V82H210ZM97 82V83H96ZM234 82V83H233ZM77 83H82V84H77ZM201 83V85L202 84H204V83H202V82H200ZM217 83V84H216ZM230 83V84H229ZM92 84V83H91ZM96 84V85H95ZM99 85V86H98ZM210 85V86H209ZM206 86H209V87H206ZM80 87H82V88H80ZM95 87V88H94ZM207 89H206V88ZM254 88L256 89V91L254 90ZM78 89H80V90H78ZM93 90V92H92V90ZM206 91H205V90ZM94 90H98V91H95L94 92ZM202 90H204V91H202ZM230 90V91H229ZM258 90V91H257ZM198 91H200V92H198ZM207 91H208V93H210V94H208L207 93ZM227 91V92H226ZM78 92V93H77ZM92 92V93H91ZM196 92H197V94H196ZM214 92V93H213ZM224 92V93H223ZM226 92V93H225ZM254 92H258L257 94H259V95H257L256 93H254ZM81 93V94H80ZM91 93V94H90ZM98 93V94H97ZM204 93V94H203ZM218 93V94H217ZM227 93H228V95H227ZM233 93V94H232ZM235 93V94H234ZM95 94V95H94ZM200 94V95H199ZM243 94H245V95H243ZM251 95L250 97H249V95ZM255 94V96H253V95ZM125 95V94H124ZM203 95H204V97H203ZM202 98H201V97ZM261 98V99H259V97ZM92 98V99H90L89 100V98ZM129 97V96H128ZM196 97H198V98H196ZM200 97V98H199ZM233 97V98H232ZM240 99H239V98ZM247 97H248V99H247ZM251 97H254V98H251ZM258 97V98H257ZM85 99V100H86ZM126 99V100H127ZM216 99V98H215ZM239 99V100H238ZM258 99V100H257ZM94 102H93V101ZM260 100H262L261 102H263L262 104H261V102H260ZM83 101V102H82ZM96 101L99 103H96ZM257 101H259L260 103H259V105L257 106ZM130 102V103H131ZM94 103H96V104H94ZM199 103V104H198ZM200 103H202V104H200ZM86 104V105H85ZM123 104V103H122ZM137 105V107H134V105ZM146 104V105H145ZM247 104V105H246ZM93 105H95V106H98L99 105V108L98 107H96V109H95V107L93 106ZM127 105V107L125 108V106ZM145 106V108H144V106ZM148 105V106H147ZM146 106L149 108V109H147L146 108ZM93 107H94V109H93ZM102 107V108H101ZM179 107H180V104L179 105H175L172 109H170V111H168L167 113L166 112H164V114L162 113L161 115L163 116L162 117V124L161 125H164V123H165V118L171 113L172 115H173V117H175L174 118V120H175V122H172V125H174L173 127H176V128H180L179 126H182V125H184V121H183V119L181 120V117H179V116H181V114H180V109H179ZM263 109H262V108ZM131 110H130V109ZM144 108V109H143ZM242 108V109H241ZM58 111H57V110ZM128 111L127 113H126V110ZM130 110V112H129V110ZM138 109V110H137ZM197 109V110H196ZM94 110V111H93ZM179 110V111H178ZM112 111V112H111ZM151 111H153V110H151ZM242 111H241V113H242ZM59 112V113H58ZM145 112V111H144ZM178 113V115H177V113ZM190 112H192V113H190ZM58 113V114H57ZM96 113V114H95ZM104 113V114H103ZM135 114V118L137 119H135L134 120V114ZM151 113V112H150ZM176 113V114H175ZM59 114H60V116H59ZM64 114V115H63ZM133 114V115H132ZM149 114V113H148ZM191 114V115H190ZM263 114V115H262ZM43 115V116H42ZM94 115V116H93ZM100 115H102V116H100ZM116 116V117H115ZM119 116V117H118ZM128 116V117H127ZM131 116V117H130ZM178 118H177V117ZM44 117V118H43ZM58 117V118H57ZM77 117V116H76ZM85 117L87 118V120L85 119ZM94 117V118H93ZM99 117V118H98ZM115 117V118H114ZM57 118V119H56ZM80 118V119H81ZM114 118V119H113ZM56 119V120H55ZM59 119V120H58ZM76 119L77 118H75V120H74V122L76 121ZM80 119H79V121H80ZM92 119H95V122L92 120ZM97 119V120H96ZM123 119V118H122ZM130 119V120H129ZM263 120V121H262ZM55 121V122H54ZM60 121V122H59ZM78 121V122H79ZM134 122L133 124H132V122ZM80 122H82V121H80ZM178 122H179V124H178ZM55 123V124H54ZM83 123V122H82ZM100 123V124H99ZM176 125H175V124ZM166 124V123H165ZM55 125V126H54ZM59 125V126H58ZM62 125H64V126H66L65 128H64V126L62 127ZM77 125H78V123H77ZM93 125H94V127H93ZM100 127H99V126ZM126 125H127V127L129 126V125H131V126H129L128 128L126 127ZM263 125V126H262ZM75 126V127H74ZM108 126H110V127H107ZM124 126H125V128H124ZM56 128V130L54 131V129ZM57 127H59V128H57ZM61 127V128H60ZM86 127H84V128H86ZM90 127H92V129H90ZM62 128H64V129H62ZM229 127H227V129L226 128H223L222 129V131H221V133H222V135H224V137L226 136L227 138L228 137H230L231 135V130H230V128L228 129ZM50 129V130H49ZM70 129V130H69ZM97 129V130H96ZM113 129V130H112ZM126 129V130H125ZM263 130V131H262ZM35 131V132H34ZM49 131V132H48ZM91 131H93V133L91 132ZM117 131V130H116ZM230 131V132H229ZM259 131V132H258ZM263 133H262V132ZM34 132V133H33ZM38 132V133H37ZM42 132V133H41ZM84 132H86V131H84ZM94 132H95V134H94ZM100 132V133H99ZM171 132V131H170ZM260 132H261V135H260ZM36 133V134H35ZM57 133V134H56ZM61 133V134H60ZM115 133L116 134H118V136L116 135V136H113V135H115ZM225 133V134H224ZM37 134H38V136H37ZM66 135V137H65V135ZM93 134V135H92ZM260 136V138L257 136ZM40 135V136H39ZM54 135V136H53ZM59 135V136H58ZM62 135V136H61ZM100 135V136H99ZM122 135V136H121ZM171 135V134H170ZM228 135H230V136H228ZM27 136H29V137H27ZM32 138H31V137ZM57 136H58V139H57ZM79 136V138H83V139H81L80 140V142H84L83 140H85L86 142H84L83 144L85 145V147L87 146V147H91V143H95L97 146H94V144L92 145V147L93 148H91V149H93V150H90L89 148H85V152L88 154V151L91 153L92 152V154H93V151H94V158L95 159H89V157H88V159L87 158H84V155L83 154H81L82 152L84 153V154H86L85 152H84V148H82L83 146H82V143H80L81 144V146L82 147H77L76 148V146L74 145V140H76V142H78L77 141V139H79V138H77ZM174 135L172 134L171 135V138L173 137ZM255 136H254V138H255ZM45 137V138H44ZM89 137H91L90 139H91V141L90 140H86V139H88ZM120 137L122 138V140L119 142V139H120ZM131 138V142H129L130 141V138ZM133 137V138H132ZM175 137V140H178L177 138L178 137H176V136H174ZM173 137V138H174ZM225 137V138H226ZM25 138V139H24ZM54 138H56V140L54 139ZM60 138V139H59ZM71 138V139H70ZM86 138V139H85ZM99 138V139H98ZM102 138V139H101ZM135 138V140H133ZM137 138V139H136ZM168 138L169 139H171L170 137H169V135H168ZM253 138V139H254ZM35 139V140H34ZM41 139V140H40ZM125 139V140H124ZM57 140H58V142H57ZM132 140L133 141H139V142H134L136 145H138V147L136 146V148H135V144H128V143H133L132 142ZM174 139H172L171 141H173V142H176ZM71 141V142H70ZM99 141V142H98ZM109 141V142H108ZM125 141H127V142H125ZM156 143H155V142ZM245 141V140H244ZM54 143L53 145L54 146H58L57 147V149H56V147H54L53 145H51L52 143ZM73 142V143H72ZM75 142V143H76ZM90 144V145H88V143ZM59 143H60V146H59ZM79 143V142H78ZM77 143V144H78ZM86 143V144H85ZM107 143V144H106ZM120 143H123L124 145V147H125V151L124 152H121V151H118V152H116V155L114 156V153H113V150H117V148H119V144ZM246 144V146H247V148H248V145H247V143H248V141L247 142H245ZM64 144V145H63ZM80 144H78L77 146H79ZM102 144V145H101ZM106 144V145H105ZM127 144V146H125ZM141 144H143V147H141L142 145ZM153 144V145H152ZM156 144V145H155ZM158 144V145H157ZM160 144V145H159ZM67 145V146H66ZM72 145H74V146H72ZM101 145V146H100ZM105 145V146H104ZM129 145V146H128ZM245 145H240V146H242V147H245ZM258 145V147H256V146ZM48 146H50V147H48ZM69 146V147H68ZM103 146H104V148H103ZM116 146V147H115ZM134 146V147H133ZM153 148H152V147ZM157 146H159L158 148H157ZM53 147H54V149H53ZM97 147V148H96ZM107 147V148H106ZM123 147V148H124ZM143 148V149H140V148ZM49 148H51V149H49ZM82 148V149H81ZM96 148V150H94ZM122 148V147H121ZM133 148H135V149H133ZM152 148V149H151ZM157 148V149H156ZM225 148H226V146H223V148H222V150H223V154H224V152H226V150H225ZM258 148V149H257ZM53 149V150H52ZM89 149V150H88ZM101 149V150H100ZM107 149V150H106ZM145 149V152L143 151ZM151 149V150H150ZM51 150H52V152H51ZM56 150L58 151V154L56 153ZM76 150V151H75ZM79 150H80V152H79ZM109 150V151H108ZM111 150V151H110ZM130 150H131V154L132 155H130L129 153H130ZM141 150V151H140ZM62 151V152H61ZM69 151V154L67 153ZM75 151V152H74ZM102 151V152H101ZM104 151V152H103ZM106 151H108L107 153H106ZM140 151V155H142L143 153H144V157H145V155L146 156H149V157H147V162H148V159H150V160H152L153 161V167L152 166H150L151 165V163L149 164V166H147L146 165V167H145V164L147 163V162H145L144 161V159L146 158H143V156H142V158H141V156L140 157H138L139 156V152ZM151 151V152H150ZM259 151V152H258ZM135 152H136V154L138 155L137 157H134L133 158V156H136L135 155ZM167 152H169L170 154H168ZM253 152H255L254 154H253ZM53 153V154H52ZM56 153V154H55ZM70 153H73V155L72 154H70ZM111 153H113V155L111 154ZM117 153H119V154H124V156L123 157H121L122 155H119V154H117ZM263 154V155H262ZM69 155V156H68ZM83 155V156H82ZM90 154H88V156H89ZM93 155H92V157H93ZM102 155H104V156H102ZM127 155V156H126ZM129 155H130V158H128V159H130L129 160V162H128V159L126 158V157H129ZM153 155V154H152ZM176 155V156H175ZM86 156V155H85ZM91 156V155H90ZM110 156V157H109ZM111 156H113V157H111ZM126 156V157H125ZM199 156V157H198ZM198 156H196V160L194 161V166L193 167H190L189 169H188V171H196V170H198V169H200L201 167H202V161H203V159H204V156H202V154H200V155H198ZM202 156V157H201ZM261 156H263V157H261ZM45 157H48V154H45ZM57 157V156H56ZM76 157H77V159H76ZM79 157V158H78ZM83 157V158H82ZM125 157V158H124ZM152 157V156H151ZM155 157L157 158L156 160H157V163L159 164H157V163H155L156 161H154L155 160ZM261 157V158H260ZM59 158H56L57 160H60ZM109 159V160H107V159ZM121 158H124V159H121ZM137 158V161L135 160ZM160 158H162V161L160 160ZM177 158V159H176ZM87 159V160H86ZM116 159V160H115ZM127 161H126V160ZM142 159V161H140ZM197 159L199 160L198 162H197ZM96 160V161H95ZM105 160V161H104ZM107 160V161H106ZM110 160H113V161H111V163H110ZM119 160V161H118ZM124 160L126 161L125 162V165H124ZM131 160H132V162H131ZM133 160H135L136 162L135 163H137V164H133L134 163V161ZM146 160V159H145ZM167 160V161H166ZM101 161V162H100ZM116 161V163L114 164V162ZM140 161V162H139ZM160 161V162H159ZM164 161V162H163ZM166 161V162H165ZM109 163V169L107 168V171L104 169V166H105V164L106 163ZM123 162V163H122ZM144 162V163H143ZM149 162H151V161H149ZM148 162V163H149ZM168 162V163H167ZM117 163H119V165L121 166H119V165H117ZM130 163H131V165H130ZM139 163L142 165H139ZM197 163V164H196ZM81 164V165H80ZM133 164V165H132ZM201 164V165H200ZM73 165L74 164H72V167H73ZM116 165L118 166L117 168H116ZM138 165V167H136ZM156 165H157V167H156ZM168 165H170V167L168 166ZM180 165V166H179ZM75 166V165H74ZM80 166H82V167H80ZM134 166V167H133ZM167 166H168V168H167ZM173 166V167H172ZM196 166H198V167H196ZM75 167H77V166H75ZM87 167V168H86ZM111 167V168H110ZM144 167V168H143ZM154 168V170L152 169V168ZM98 170H97V169ZM123 168L125 169V170H123ZM129 168L130 169H132V170H134L135 171V173H133V171L132 170H130V171H128L129 170ZM137 170H135V169ZM150 168V169H149ZM156 168V169H155ZM167 168V169H166ZM171 168H173L172 170H170ZM194 168H196L195 170H194ZM79 170V171H78ZM112 170V171H111ZM119 170V171H118ZM121 170H122V172H121ZM128 171V175H126L127 174V171ZM149 170V171H148ZM169 170V171H168ZM97 171V172H96ZM110 171L112 172V173H110ZM157 171V172H156ZM178 171H180V172H178ZM75 172V173H76ZM96 172V173H95ZM131 172V173H130ZM155 172V173H154ZM169 172V173H168ZM232 173H233V171H231ZM230 172V173H231ZM85 173V174H84ZM93 173V174H92ZM119 174V176L117 177V175ZM121 173V174H120ZM150 173V174H149ZM178 173H180L179 175H178ZM230 174V177H231V179H233V180H235L236 178H237V175H236V172H234L233 174ZM107 174V175H106ZM114 174L116 175V176H114ZM172 174V175H173ZM93 175V176H92ZM109 175V176H108ZM126 175V179H125V176ZM130 175V176H129ZM137 177H136V176ZM149 175V176H148ZM110 176H112V177H110ZM152 176V177H151ZM154 176V177H153ZM157 176V178H155ZM85 177V178H84ZM133 178V179H131L130 180V178ZM135 177V178H134ZM140 177V178H139ZM57 178V177H56ZM101 178H102V180H101ZM106 178H108V179H106ZM151 178V179H150ZM154 178H155V180H154ZM118 179V180H117ZM125 179V180H124ZM128 179V180H127ZM81 180V181H82ZM91 181V184L89 183ZM93 181V182H92ZM99 182V183H96V182ZM103 182V184H102V182ZM104 181H105V183H104ZM114 181H115V183H114ZM139 181V182H138ZM56 182L58 183V184H60L62 187H63V190L61 191V193L60 192H58L59 193V195L58 194H56L55 195V197H61V195H62V193H63V195H62V197L64 196V193H65V190H67V187H66V184L64 183V182H62V180H61V178L60 177H58L57 179H56ZM109 182V183H108ZM112 182L115 184H112ZM119 182V183H118ZM152 182H154V183H152ZM95 183V184H94ZM108 183V184H107ZM81 184H84V185H82L83 187L82 188H80L81 187ZM100 184H102L103 185V188H104V191H103V188L100 186ZM121 184V185H120ZM138 186H137V185ZM134 185V186H133ZM144 185V186H143ZM153 185V186H152ZM97 186L99 187V189L100 190H102V192L101 191H99V189L97 188ZM109 187V189H108V187ZM123 186V187H122ZM141 186V187H140ZM136 190H134V189ZM137 188V189H136ZM107 189V190H106ZM126 190V191H124V190ZM106 190V191H105ZM135 191V192H129V191ZM109 192V194H106V193H108ZM127 192V193H126ZM129 192V193H128ZM138 192V193H137ZM157 192V193H156ZM169 192V193H168ZM237 192V194H235V198H236V200H234V201H238V202H240V204L242 205V206H244V207H246V208H251V207H253V206H259V207H261V208H263L264 209V207H262V206H264L263 204H261V205H259V200L257 199V201H256V199L254 200L253 198H251L252 196L250 195L249 196V192L248 191H246V192H244V191H242V189H241V191H240V189L239 190H237L236 191ZM101 193V194H100ZM113 193V194H112ZM136 193V194H135ZM156 193V194H155ZM165 193V194H164ZM166 193H167V195L168 196H166ZM61 194V195H60ZM217 194V193H216ZM107 195H108V197H107ZM129 195V196H128ZM140 196H141V198H140ZM142 196H143V198H142ZM103 197H105V198H107V199H104ZM127 197V199H125ZM133 197V198H132ZM138 199H137V198ZM163 197V198H162ZM254 198H255V196H253ZM257 197V196H256ZM103 198V199H102ZM159 198V205H157L156 206V204L154 203V201L155 200H157ZM109 199L111 200V201H109ZM134 199V200H133ZM202 199V198H201ZM109 201V202H111V203H107V202H103V201ZM133 200V202H128V201H132ZM140 201H142V202H140ZM134 202H135V204H134ZM99 203H101V204H99ZM104 203H107L108 204V207H109V204H111V207H112V205H113V209H115V210H113V209H111V210H113V211H111V212H109V208H111V207H107V211H104V213H102V210L100 211V209L102 208V206L103 205H105ZM131 203H133L134 204V206H133V204H131ZM136 203H138V204H136ZM140 203H142V204H140ZM161 203V204H160ZM206 203V204H205ZM260 203H262V202H260ZM103 204V205H102ZM131 204V205H130ZM150 204V205H149ZM154 204H155V206H154ZM163 204V205H162ZM92 205V206H91ZM95 205V206H94ZM100 205H101V208H99L100 207ZM135 205L137 206V205H141V207H139L141 210H143L141 213L139 212V211H137V212H139L141 215L139 216V215H137L138 213H136V210H138L139 208H136L135 207ZM142 205H145L146 207H144V206H142ZM148 205V206H147ZM69 208H68V207ZM97 206H99V207H97ZM106 206V205H105ZM131 206H133V207H131ZM158 206H160L161 207V209H160V207H159V209L158 208H154V207H158ZM91 207V208H90ZM125 207V208H124ZM127 207V208H126ZM135 207V208H134ZM138 207V206H137ZM165 208V209H163V208ZM66 208H68V209H66ZM87 208H88V210H87ZM97 208V209H96ZM119 208V209H118ZM155 210H158V211H154V209ZM71 209V210H70ZM74 209V210H73ZM79 209V210H78ZM93 210V211H91V210ZM104 209V210H105ZM135 209V210H134ZM139 209V210H140ZM90 210V211H89ZM140 210V211H141ZM162 210V211H161ZM190 210V209H189ZM74 211V213H72ZM79 211V212H78ZM87 212V213H85V212ZM96 211V213L94 214V212ZM120 211V212H119ZM127 211V212H126ZM163 211H164V213H163ZM168 211V212H167ZM203 211V210H202ZM93 212V213H92ZM106 212V213H105ZM115 212L117 213V215L115 214ZM149 212H158V214H159V217H160V219H161V221H160V219H158V221L157 220H155V221H153V223H152V221L150 222V221H148V213ZM160 212V213H159ZM167 213V218H166V213ZM189 212V213H188ZM70 213V214H69ZM72 213V214H71ZM136 213V214H135ZM181 213H183V215L181 214ZM188 213V215H186ZM128 214H130V216L128 215ZM134 214H135V216H137V217H139V222L138 223H142V222H145V220H146V222H145V224H144V226L143 227H145L143 230H144V235H143V232H141L140 230H139V228L137 227V226H139V224L138 225H136L135 226V224H137V221L138 220H136L137 218H134L135 216H134ZM177 214V216H175ZM62 215V214H61ZM82 215V216H81ZM93 215V216H92ZM122 215V216H121ZM182 215V216H181ZM63 216L61 217V219H63L64 220V223H68V220L66 219H64L63 218ZM75 216H72V217H70V218H73V217H75ZM126 216H128L129 218H130V220L133 218L134 219V221H135V224H134V221H133V219H132V221H130V220H125L127 217ZM131 216H132V218H131ZM146 216V217H145ZM172 216H174V217H172ZM181 216V217H180ZM188 216L191 218H189V219H187L188 218ZM75 217V218H76ZM77 217V218H78ZM111 217V218H110ZM158 217V218H159ZM88 218H89V220H88ZM141 218V219H140ZM146 218H148V219H146ZM171 218V220H168V219H170ZM186 218V219H185ZM79 219V218H78ZM185 219V220H184ZM88 220V221H87ZM142 220V221H141ZM144 220V221H143ZM162 220H164V222L162 221ZM167 220H168V222H167ZM186 220H190V221H187V222H185ZM192 220V221H191ZM67 221V222H66ZM169 221H171V224H170V222ZM89 222L91 223V224H89ZM131 222H132V224H134V225H132L131 224ZM158 222V224L157 225H160V226H157L156 225V223ZM163 222V223H162ZM174 222V223H173ZM185 222V223H184ZM188 222H190V223H188ZM195 222H196V224H195ZM146 223H150V224H146ZM160 223V224H159ZM168 223V224H167ZM186 223H187V227H185L186 226ZM69 225H70V223H68ZM93 224V225H92ZM143 224V223H142ZM142 224H140V225H142ZM182 224V225H181ZM64 225V224H63ZM62 224H59L58 226H59V228H60V226H63ZM164 227H163V226ZM165 225H167V226H165ZM179 225V226H178ZM57 226V225H56ZM135 228V229H133V227ZM147 226V227H146ZM162 226V227H161ZM176 226H178V228L176 227ZM71 227V228H72ZM198 227V228H197ZM58 227H55V230L57 231L58 229H59ZM141 228V227H140ZM161 228H162V230H164L165 232H161ZM179 230L178 232H177V230ZM142 230V229H141ZM142 230V231H143ZM167 230V231H166ZM74 231H75V233H74ZM136 231V232H135ZM146 231H149V232H146ZM81 232V233H80ZM115 233L113 236H111V234L112 233ZM146 232V233H145ZM153 232V233H152ZM169 232V234H167ZM83 233V234H82ZM87 233V232H86ZM92 233H90V234H92ZM99 234V236H98V234ZM105 233V234H104ZM137 233V235H135ZM139 233V234H138ZM140 233H141V235H140ZM152 233V234H151ZM156 233V234H155ZM164 234V236H167L168 235V237H170V238H165L164 240L165 241H163V235H161V237L159 236V234ZM165 233H166V235H165ZM170 233H172V234H170ZM104 234V235H103ZM107 234V235H106ZM149 234H151V237L153 238V241L155 242V240L157 239L158 241H156L155 243L151 240L152 238L150 237V235ZM176 234V235H175ZM106 235V238L104 237ZM149 235V236H148ZM157 237L156 239H154L155 238V236ZM104 237V239H105V241L104 240H102L103 239V237ZM109 236L110 237H113V240L112 239H110L109 238ZM143 236H146V237H143ZM93 237H94V239H96L97 238V240L98 241H96V240H94L93 239ZM96 237V238H95ZM107 237L109 238V239H107ZM83 238V239H82ZM118 238V239H117ZM144 238V239H143ZM160 238H161V240H160ZM174 238V239H173ZM117 239V240H116ZM83 240H84V242H83ZM101 240V242H99ZM109 240H111L110 242H109ZM93 241H95V242H93ZM146 241V242H145ZM161 241V242H160ZM78 242H80V243H78ZM98 242V243H97ZM105 242V243H104ZM168 242V243H167ZM170 242V243H169ZM196 242V243H197ZM72 243H73V245H72ZM93 243H94V247H93ZM101 243H103V244H105V246L102 244L101 245V247L103 246V248H105V249H103V248H101L100 247V244ZM110 243V244H109ZM69 244V245H68ZM108 244V245H107ZM114 244L112 245V248L110 249V250H113L114 251V249H113V246H114ZM140 244V245H139ZM148 244H154V246L156 247V245H157V247H156V250H155V252H154V250L151 248L152 246H150V247H148ZM168 244V245H167ZM96 245H98L97 247H99V250L101 249V251L102 250H105V251H107V254L104 252V253H101V252H99L98 253V250H95V249H98V248H95V246ZM143 245H144V247H143ZM165 247H164V246ZM92 246V247H91ZM132 246V247H131ZM150 248V250L147 248ZM153 246V247H154ZM163 246V247H162ZM143 247V248H142ZM155 247H154V249H155ZM82 248V249H81ZM84 248L88 251H86V250H84ZM159 248V249H158ZM80 249V250H79ZM125 249H126V247H125ZM128 249H127V251H128ZM153 251H152V250ZM69 250V251H68ZM74 250V251H73ZM82 250H84L86 253H84V251H82ZM143 250V251H142ZM149 250V252H147ZM82 251V252H81ZM91 251H93V252H91ZM79 252V253H78ZM139 252V254H137ZM87 253H91V254H87ZM133 253V252H132ZM71 254V256L72 255H75V256H72V258H68L69 257V255ZM81 254V255H80ZM134 254V253H133ZM149 254V255H148ZM152 254V255H151ZM68 255V256H67ZM84 257H83V256ZM91 255V258L89 257ZM100 255V256H99ZM105 255V256H104ZM80 256H82V258L80 257ZM92 256H94L95 258H92ZM133 256V255H132ZM143 256V257H142ZM68 259H67V258ZM101 257V258H100ZM131 257V258H130ZM134 257V256H133ZM80 258H81V260L82 259H85V261L87 260V258H88V262H83L84 260H82V262L80 261ZM110 258H112V259H114V260H116V262L114 263L113 262V260H112V262L113 263H110L111 262V260H110ZM128 258V257H127ZM127 258H126V260H121L120 259V261L121 262H123V263H120V264H129V262H127L128 260H127ZM159 260H158V259ZM67 259V260H66ZM90 259V260H89ZM163 259V260H162ZM177 259V260H176ZM179 259V260H178ZM78 260V261H77ZM136 262H135V261ZM147 260V261H146ZM177 262H176V261ZM74 261H76V262H74ZM127 263H126V262ZM140 261V262H139ZM142 261V262H141ZM158 261V262H157ZM74 262V263H73ZM145 262V263H144ZM171 262H173V263H171ZM97 263V262H96ZM67 264V263H66ZM78 264V263H77ZM97 264H99V262L97 263ZM193 264H194V262H193Z\"/></svg>",
  "mask_w": 264,
  "mask_h": 264
}]
</instances>
